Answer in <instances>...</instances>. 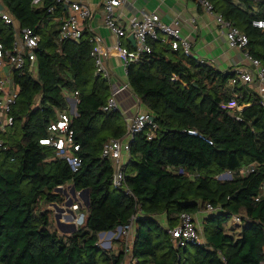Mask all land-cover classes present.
I'll return each instance as SVG.
<instances>
[{
    "label": "trees",
    "instance_id": "16d2710c",
    "mask_svg": "<svg viewBox=\"0 0 264 264\" xmlns=\"http://www.w3.org/2000/svg\"><path fill=\"white\" fill-rule=\"evenodd\" d=\"M206 1L247 35L245 49L264 67V28L252 24L264 19V0ZM0 2L18 26L40 35L36 72L14 73L13 123L0 130L7 146L0 151V264H116L128 255L130 264H264V197L255 200L264 182V101L254 86L230 85L234 71L149 42L151 52L128 64L126 78L157 128L151 139L148 129L135 133L124 185L114 188L112 161L100 153L126 125L119 109H102L111 84L95 74L92 33L85 28L77 42L59 40L56 17L66 9L55 0ZM11 35L0 19L7 47ZM67 95L77 99L68 126L80 158L75 170L54 146L40 143L51 135L50 123L68 113ZM248 165L252 171L240 174ZM228 171L231 178H218ZM67 184L87 188L89 205L82 204L76 230L63 234L47 205L64 201L56 188ZM207 203L218 210L200 219L202 242L174 247L168 230L181 213L197 215ZM132 215L129 253L121 236L115 251L98 246L99 233ZM233 215L241 219L238 229L228 224Z\"/></svg>",
    "mask_w": 264,
    "mask_h": 264
},
{
    "label": "built area",
    "instance_id": "2783aa9c",
    "mask_svg": "<svg viewBox=\"0 0 264 264\" xmlns=\"http://www.w3.org/2000/svg\"><path fill=\"white\" fill-rule=\"evenodd\" d=\"M38 0H33L37 3ZM126 0H103L104 12V25L116 36L115 44L119 47L121 54L125 57L123 66L126 67L130 62L139 60L143 54L151 52L149 42L159 40L162 44H167L171 49H180L185 55H192L190 42L181 35L180 22L175 19L169 23L160 20L156 13L143 14L141 18H129L126 22L118 19L117 10ZM55 2L63 4L66 11L56 17L59 21V35L58 39H68L72 41H79L82 37L84 30V22L91 16V10L84 4L70 2L69 0H55ZM201 5L204 10L212 14L219 28L224 33L227 44L231 48L241 50L245 60L249 62L253 69L241 68L234 71L235 76L230 79L229 84L233 85L236 82L241 84H249L257 89L264 101V67L261 62L252 57L245 47L248 44V37L234 24L225 19L220 13L213 10V6L206 0H201ZM54 7H50L48 11H52ZM255 10L256 8L253 7ZM0 19L4 24L11 27V44L6 46L0 40V129L4 130L7 126L12 125L13 117L10 114L11 107L15 103L18 95V87L14 83V73L24 70L36 72V49L40 41V35L35 32L31 27L18 26L14 18L8 14L0 2ZM253 26L257 28H264V19H255L252 22ZM132 36L134 44L131 48L123 44L122 39L126 42L129 41L128 37ZM90 41L93 44L91 56L94 60L95 74L100 75L110 81V70L105 65L101 54L103 53L100 47V38L92 34ZM130 42V41H129ZM131 43V42H130ZM200 61H203L200 59ZM76 94V92L74 93ZM69 110L68 113L61 112L57 120L52 121L48 126L51 135L47 139H41L40 143L54 146L57 150V155L65 158L72 168L75 170L80 163V158L75 155L78 146L71 138L72 132L68 130L71 115H76L74 102L77 99L74 95H67ZM73 100V105L70 103ZM76 105V104H75ZM104 111L116 110L118 104L114 93L106 100L102 107ZM125 132L118 138H110L106 140L101 148V157L111 159L113 165L112 172V186L119 188L124 185V171L123 165L125 164L130 152V143L134 138L135 133L147 130V139H151L157 124L154 117L148 111L142 112L134 117L125 120ZM62 134V135H59ZM57 136V137H56ZM7 146L0 138V151L4 150ZM252 171V166H244L239 170V173L244 175ZM224 179L231 178V173L224 172L218 176ZM259 192L255 200H260L264 197V182L259 187ZM130 193L129 191H126ZM82 202L73 203L71 210H78L82 208ZM217 208L210 204H205V207L200 212L206 217L208 214L216 212ZM84 213L80 211L79 215L73 220L76 227L83 222ZM135 216H131L129 220L119 226L111 235L117 238L121 236L124 239V250L129 253L130 246L133 241ZM202 222V221H201ZM232 222L241 224V219L237 215L232 216ZM200 221L196 220L194 214L183 212L179 216V221L176 226L169 229L168 232L171 236L173 246L176 248L184 247L193 242H202L201 233L199 231ZM106 236V232L102 236ZM99 246V245H98ZM131 259V258H130ZM116 264H126L121 261Z\"/></svg>",
    "mask_w": 264,
    "mask_h": 264
},
{
    "label": "crops",
    "instance_id": "0c3cea01",
    "mask_svg": "<svg viewBox=\"0 0 264 264\" xmlns=\"http://www.w3.org/2000/svg\"><path fill=\"white\" fill-rule=\"evenodd\" d=\"M69 1L84 4L91 10V16L84 22V29L87 28L90 33L100 38V47L103 52L101 57L110 70L111 93L115 95L124 121L147 111L128 87L126 70L123 66L125 57L115 44V34L104 25L103 0ZM232 1L237 2L238 0ZM200 2L201 0H126L118 8L117 14L122 22H126L129 18H141L143 14L148 13L158 14L160 20L166 23L178 19L181 35L190 42L193 56L221 71L252 69L241 50L228 46L224 33L217 25L214 16L206 12ZM122 42L127 46L124 39ZM70 103L73 105V100H70ZM76 199L73 200L74 203L82 202L78 195ZM71 215L73 219L76 218L73 210H71ZM197 216L201 219L204 214H197L196 219ZM71 224L76 226L73 221L68 223L69 226Z\"/></svg>",
    "mask_w": 264,
    "mask_h": 264
},
{
    "label": "rangeland",
    "instance_id": "374dc122",
    "mask_svg": "<svg viewBox=\"0 0 264 264\" xmlns=\"http://www.w3.org/2000/svg\"><path fill=\"white\" fill-rule=\"evenodd\" d=\"M219 179L225 180L223 177H220ZM70 190H71V184L64 185L62 187V190L60 191L62 194H63V192H66L67 195H68V196H65L63 194L64 197H65L64 201L61 204H56L57 207H55L52 204L47 205V207L51 210V218H52V224H53L52 226H53V228L57 229L60 233H63V234H68V232L71 229L65 228L66 231L61 230L62 227L59 226V224L57 223V221L59 223H62V224H68L69 222H72L74 220L73 219V216L71 215V208H73L72 207L73 205H68L66 203L67 198H72V195H71V191ZM76 194H78V193H76ZM76 197H77V195H76ZM78 198L80 200V197L79 196H78ZM74 212H75L76 216L79 215V213H80V211L78 212V210H75ZM158 218H159V220L162 221V217H158ZM196 220L197 221H200L199 216H197V219ZM228 224L231 225L232 227H234V229H238L239 228V225L237 223H233L232 222V217L230 218ZM199 231L201 233V227L200 226H199ZM113 232H115V231H113ZM201 238H203L202 237V233H201ZM115 239H116L115 235H108L106 233V236L99 237V239H98V245L101 248H105V249H110L109 246H111V249L113 251H115L118 248V242ZM107 244H108V246H107ZM130 258H131V256H129V255L125 257L124 261H125L126 264H130L131 263L130 262Z\"/></svg>",
    "mask_w": 264,
    "mask_h": 264
},
{
    "label": "water",
    "instance_id": "95a60500",
    "mask_svg": "<svg viewBox=\"0 0 264 264\" xmlns=\"http://www.w3.org/2000/svg\"><path fill=\"white\" fill-rule=\"evenodd\" d=\"M128 40L131 42L132 45L134 44V39H133L132 36H129V37H128ZM135 97H136V96H135ZM136 98H137V97H136ZM75 104H76V101L74 102V106H75ZM61 190H62V187H61V186H59V187L56 188V191H58V192H60ZM70 191H71V195H72L73 199H72V198H67L66 203H67L68 205H72V204L74 203L73 200H76V195H78V196L81 198L82 202L84 203V204H83L84 207H85V208L88 207V205H89V190H88L87 188L82 189V190H80L79 192H76L74 186L71 185V190H70ZM76 193H78V194H76ZM63 194H64L65 196H68L66 192H63ZM52 205H54L55 207H57V205H56L55 203H52ZM57 217H58V216H57ZM57 223L59 224L60 227H62L61 230H63V231H66L65 228H67V229H71V230L68 232V234L71 233V232H73V231H75L76 228H77V227L74 226L73 224H71V225L69 226L68 224H62V223H59L58 221H57ZM118 228H119V227H117V229H118ZM106 233L109 234V235H111V234L113 233V231H107ZM103 234H104V232H101V233H99V236H102Z\"/></svg>",
    "mask_w": 264,
    "mask_h": 264
}]
</instances>
